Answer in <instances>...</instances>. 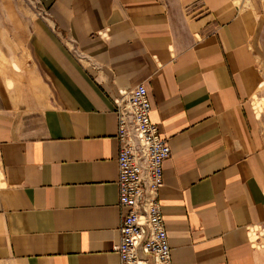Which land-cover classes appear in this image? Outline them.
<instances>
[{
    "label": "crops",
    "instance_id": "0c3cea01",
    "mask_svg": "<svg viewBox=\"0 0 264 264\" xmlns=\"http://www.w3.org/2000/svg\"><path fill=\"white\" fill-rule=\"evenodd\" d=\"M36 2L31 78L0 65V264H119L112 100L138 85L172 264H264V0Z\"/></svg>",
    "mask_w": 264,
    "mask_h": 264
},
{
    "label": "built area",
    "instance_id": "2783aa9c",
    "mask_svg": "<svg viewBox=\"0 0 264 264\" xmlns=\"http://www.w3.org/2000/svg\"><path fill=\"white\" fill-rule=\"evenodd\" d=\"M38 10V8H37ZM39 15H45L39 11ZM76 54V51H73ZM116 116L119 264H172L159 205L163 164L171 157L168 139L149 121L151 107L143 85L118 90L112 100ZM252 245L264 249V227H251Z\"/></svg>",
    "mask_w": 264,
    "mask_h": 264
},
{
    "label": "rangeland",
    "instance_id": "374dc122",
    "mask_svg": "<svg viewBox=\"0 0 264 264\" xmlns=\"http://www.w3.org/2000/svg\"><path fill=\"white\" fill-rule=\"evenodd\" d=\"M246 6L251 0H238ZM37 11L36 0H0V65L18 63L31 73L23 54L29 24ZM256 109L262 111V100L254 98Z\"/></svg>",
    "mask_w": 264,
    "mask_h": 264
}]
</instances>
